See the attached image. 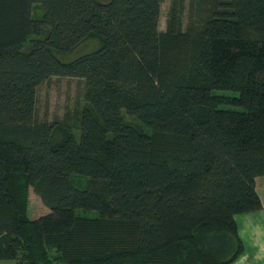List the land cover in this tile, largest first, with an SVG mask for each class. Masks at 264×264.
I'll return each mask as SVG.
<instances>
[{"label":"trees","instance_id":"16d2710c","mask_svg":"<svg viewBox=\"0 0 264 264\" xmlns=\"http://www.w3.org/2000/svg\"><path fill=\"white\" fill-rule=\"evenodd\" d=\"M162 1L0 0V260L231 264L243 252L234 216L262 209L264 0H190L185 30L172 0L165 31ZM52 76L84 81L76 135L36 117ZM30 189L48 214L29 218Z\"/></svg>","mask_w":264,"mask_h":264},{"label":"rangeland","instance_id":"374dc122","mask_svg":"<svg viewBox=\"0 0 264 264\" xmlns=\"http://www.w3.org/2000/svg\"><path fill=\"white\" fill-rule=\"evenodd\" d=\"M99 2H107L108 0H98ZM189 1L184 0V11L182 16V30L186 29L189 20ZM172 0H163L161 3V15L159 20V29L166 30V20L171 6ZM42 10L34 8L33 17L40 18ZM193 15V14H192ZM27 45L24 50H27ZM85 84L82 79L65 76H52L37 88V98L35 113L38 121L53 123L57 138L62 137L65 129L70 130L75 135L79 126L77 116L79 115L81 106L83 105V94ZM214 95L236 97L237 93L229 90H213ZM232 106L222 104L221 109H230ZM235 109H239L235 107ZM49 210L42 204L39 197L32 193L30 189L28 216L30 219H37L40 216L48 214ZM82 215L93 216L95 211L78 210Z\"/></svg>","mask_w":264,"mask_h":264},{"label":"crops","instance_id":"0c3cea01","mask_svg":"<svg viewBox=\"0 0 264 264\" xmlns=\"http://www.w3.org/2000/svg\"><path fill=\"white\" fill-rule=\"evenodd\" d=\"M254 184L262 209L234 216L237 235L244 250L231 264H264V176L256 177ZM0 264L16 262L0 260Z\"/></svg>","mask_w":264,"mask_h":264}]
</instances>
